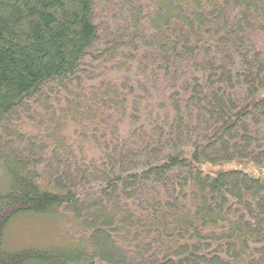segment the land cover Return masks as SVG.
I'll return each mask as SVG.
<instances>
[{
  "label": "trees",
  "instance_id": "1",
  "mask_svg": "<svg viewBox=\"0 0 264 264\" xmlns=\"http://www.w3.org/2000/svg\"><path fill=\"white\" fill-rule=\"evenodd\" d=\"M236 160L264 168V0H0V264H264V184L204 171ZM60 212L86 245L5 250Z\"/></svg>",
  "mask_w": 264,
  "mask_h": 264
},
{
  "label": "rangeland",
  "instance_id": "2",
  "mask_svg": "<svg viewBox=\"0 0 264 264\" xmlns=\"http://www.w3.org/2000/svg\"><path fill=\"white\" fill-rule=\"evenodd\" d=\"M229 121L226 123H229ZM218 129L211 131L203 137V140L206 142L211 140ZM219 169L223 171H241L252 178L260 179L264 184V168L252 161L236 160L219 165L216 168L208 167L204 171L214 173ZM1 174L2 169L0 167V176ZM86 237L84 232L75 227L72 216L67 212H60L54 216L20 214L14 217L6 228L4 248L8 252L33 249L55 250L78 244L86 245Z\"/></svg>",
  "mask_w": 264,
  "mask_h": 264
}]
</instances>
